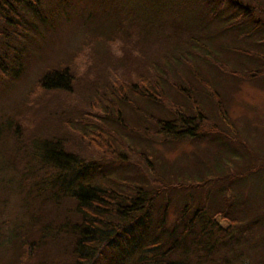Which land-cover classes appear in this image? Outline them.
Here are the masks:
<instances>
[{
	"label": "rangeland",
	"instance_id": "374dc122",
	"mask_svg": "<svg viewBox=\"0 0 264 264\" xmlns=\"http://www.w3.org/2000/svg\"><path fill=\"white\" fill-rule=\"evenodd\" d=\"M90 1L96 2V0ZM240 1L246 3V6L253 12V18L260 21L264 27V0ZM58 2L68 7L55 10L57 22L53 26L48 15L46 18L44 13L51 8L57 9L54 4ZM87 2L88 0H42L40 4L44 18L42 22L35 20L36 14L31 7L21 5L19 8L27 21L31 22L35 28L32 30L27 25L30 38L29 40L22 38L23 48L20 53L22 70L15 73L12 65L8 71L0 72V127L4 126L3 123L7 121V117L11 119L12 126L20 124L24 126L21 136L16 134L19 130L15 127V132L10 130V138H2L0 143V152L10 153V173L7 171L0 174V264H72L68 255L71 254V245L74 240L71 235L66 234L62 227L76 221V206L73 202L64 199L57 201L53 199L51 193L46 190L49 180L46 177H39L36 170L41 171V165L34 161L33 154L30 158L29 153L36 152V149L38 151L42 140L48 138L45 137L48 136V132L58 134V125L51 120V116L55 115L53 111L60 112L61 115L67 113L65 110L73 109L74 112L78 110L76 108L78 96L75 95L68 106H65L64 102L57 104L56 99L64 101L63 97L34 89L33 84L52 64L55 68L61 64L68 65L72 56L79 52L80 56L75 57L77 68L71 67V71L75 72L71 92L80 95L94 79L88 68L90 67L93 72H96L98 68L102 71V63L106 62L103 52L97 55L102 48V45H99L97 52H91L92 63L87 65L85 59L87 62L90 53L87 50H81L82 44H85V40L90 39L92 35L109 34L112 30V22L115 23L117 19L115 16H106L99 10L89 12L88 6H85ZM83 6L85 7L82 11ZM224 9L222 13L218 12L217 18L214 17L215 19L211 21L205 18L207 14L203 15V22L206 20L207 23H203L202 32L198 34L202 44L189 50L188 58H183L184 62L175 60L174 64L170 65L168 75H165L168 82H164V93L169 98L168 101L183 103L181 106L187 108L189 115L192 114L190 106L184 98L177 96L170 84L174 82L186 86L191 85L198 91L197 98L203 99L200 105L204 116L209 118L207 120L209 123H216L217 139L202 135L201 140H195L199 142L196 145L189 137L184 136L183 139L170 144L166 140L169 136L158 133L153 126L143 125V118L140 117L141 110L152 116H162V111L154 105L137 99L134 100L136 108L131 107L130 112L123 110L125 120L127 124L135 128L146 130L149 139L142 134H133L135 131L120 128L112 120L102 118L105 120L106 127L116 128L120 137H124L123 139L127 142L133 141L132 145L136 148L138 146V154L132 157L133 166L129 168L108 164L110 174L113 169V171L116 170L113 176L123 172L131 179H140L136 176L139 170L142 168L148 170L140 155L154 152L157 164L153 163L150 166L154 168L155 176L148 175L150 181L142 179L143 184L153 188L155 192L160 187L156 189L157 183L152 184L153 180L156 182L159 179L163 180L161 182H165L162 184L165 187L168 185L166 180L172 184L174 178L179 177L188 185L186 189H182L181 195H176L178 189L174 186H170L168 191L162 187L166 193L157 196L156 202L158 203L154 212L149 216L151 219L149 230L156 225H161L162 221L161 218L159 220V216L164 215L165 233L169 234L171 230H174L176 233H174L173 240H175L185 230L184 225L189 220L191 221V216L197 214L198 205L202 203L207 209L201 214L199 222L196 223V219L191 221L192 225L187 238L179 244V250L170 255L168 259L170 262L180 263L178 260H183V262L189 260L190 263L201 264L202 257L198 252H195L196 257H201L200 259L186 254L192 247L199 248L198 242H201L206 246L214 245L210 255L204 257L202 264H226V260H229L231 264H264V60L261 61L257 57L260 54L264 55V33H261L263 30L261 29L256 34L252 31V27L246 24L245 27L240 24L229 29L228 27L233 25L230 21L232 14ZM85 13L86 15H82ZM207 17L211 18V15ZM236 19L237 17L233 18L234 21ZM119 33L126 40L127 51L130 49L132 53L133 49H140L142 43L140 39L132 38V35L130 37L122 35L121 30ZM191 35L198 39L195 33ZM183 38H187V35L183 34ZM117 43L120 44L121 41ZM119 44L109 47L107 53H110L112 58L120 56ZM166 50L170 52L166 45L148 42L145 45L143 56L152 57L159 51L158 55H160ZM5 53L2 47L0 54ZM140 56L139 62L143 63V57ZM112 58L109 57V61H114ZM121 71L126 73L124 68H121ZM255 73L259 74L253 75ZM77 88L81 89L79 93ZM217 98L225 102L229 117L227 123L223 118L218 117L215 109ZM31 101L34 102L35 107L29 109L28 103ZM83 109L87 113H97L96 109L93 111L88 106H84ZM134 111L137 114L131 113ZM85 112L78 114L84 116ZM65 121H67L66 118ZM47 122L50 123L47 124ZM46 125L48 130L44 135L41 128ZM73 127L76 128L75 124ZM59 132L62 131L59 130ZM34 143H39V147H33ZM17 144L25 145L28 152L25 153L24 148L18 149ZM193 144L196 147H192ZM114 148L116 150V146ZM95 154L98 155V153ZM98 158L99 156L94 160L98 161ZM253 159L258 160L256 165ZM23 160L29 168H25L20 163ZM101 161L106 163L104 158H101ZM83 162L90 166L93 163L91 160ZM244 162L252 164L251 166L255 165L252 171L248 175H236L237 178L230 176L232 173L243 171ZM167 169L170 170L169 174ZM83 176L85 175H76L75 182L82 181ZM87 177L96 187L107 185V182L105 183L107 179L102 170L96 171L95 174L90 171ZM101 178H105L104 183ZM209 178L211 179L207 185L200 189L198 185L203 186V182ZM65 181L70 183L71 180L66 177ZM216 181L219 188L212 191ZM232 199L237 206L242 208L240 211H236L235 208L229 217L237 221L240 218L239 222H243L246 227L252 226L251 229L255 233L253 240L248 238L247 234L241 233L243 227L236 228L235 226L234 229L229 230L228 228L232 227L228 219H222L218 215L215 221L222 231L229 232L227 236L222 240H218L219 238L215 240L214 236H206L203 233L204 222H209L211 215L221 212L226 202L231 204ZM185 202L189 207L192 206L193 210L186 213V216H183L184 219L181 220L179 216L183 214ZM166 204H168L167 213L164 214ZM255 222L258 224L256 225ZM38 239L41 241L39 248L36 247L33 254L35 261L26 260L25 246L33 244L35 247ZM107 261L108 256L99 258L96 264H107Z\"/></svg>",
	"mask_w": 264,
	"mask_h": 264
},
{
	"label": "trees",
	"instance_id": "16d2710c",
	"mask_svg": "<svg viewBox=\"0 0 264 264\" xmlns=\"http://www.w3.org/2000/svg\"><path fill=\"white\" fill-rule=\"evenodd\" d=\"M19 1L0 0V45H2L0 49L3 47L6 51L4 55L0 54V72L2 70L8 71L10 68V51L12 50L10 44L12 42L16 43L15 46L18 47H14L13 50H16L18 55L21 56L22 38L28 40L30 38V32L26 26L29 25L32 30L35 28L20 12L21 5L31 7L34 10L35 20L42 22L44 19L43 11L40 9L42 0ZM54 5L57 6V9L51 8L47 13H44L45 17L48 15L53 26L57 22L55 10L68 7L66 4L59 2ZM85 6H88L89 12L99 10L106 16H115L117 19L115 23L112 22V30L109 34L92 35L90 39L85 40V44H82L81 50H87L90 53L87 58L88 63L85 59L87 65L92 63L91 52H97L99 45H102V48L100 52H97V55H101L103 52L106 62L102 63V71L98 68L96 72H93L90 67L88 68L94 79L92 84L81 92L85 96L71 92L75 78V72L71 71V67L77 68L75 57L80 56L79 52L72 56V60L68 62V65L61 64L57 71L50 70L39 82L34 84V89L63 97L64 101L56 99L57 104L64 102L65 106H68L69 103H72L75 95L78 96V106L76 107L78 110L76 112L73 109L71 111H69L70 109L65 110L67 113L61 115L60 112L53 111L55 115L51 116V120L58 125V129L62 132H59V130L58 134L48 132V136H45L48 138L42 140L40 148H38L39 143L32 144L33 147L38 148V151L36 149V152L29 153L31 154L30 158L33 154L34 161L39 162L41 165V171L36 170L39 177H46L49 180L48 189L46 190L51 193L53 199L56 201L64 199L73 202L76 206V221L62 227L66 234L71 235L74 240L71 245L70 256L67 254L68 258L71 259L72 264H96L99 258L107 256V264H199L196 262L190 263L189 260L184 262L178 260L180 263H176L170 262L168 259L172 253L179 250V244L187 238L192 225L191 221L196 219V223L199 222L201 214L207 209L202 203L198 205L199 207H196L197 214L191 216V221L186 222L184 225L185 230L175 240H173L174 233H176L174 230H171L169 234L165 233L163 228L166 225L164 215L159 216L162 224L149 230L151 228L149 216L156 208L158 194L166 193L170 186H174L178 189L176 195H181V191L186 189L188 185L181 181L179 177L174 178L173 185L166 180L169 186L165 187L162 185L165 182H161L163 180L159 179L157 182L153 180L152 184L157 183L156 189L160 187L155 192L153 188L143 184L142 179L150 181L148 175L155 176L154 168L152 169L150 166L153 163L157 164L154 152L140 155L148 169L146 171L139 165L142 169L139 170L136 176L140 179H131L123 172L113 176V172L116 171H113V169L111 170L112 174H110L108 164H117L118 167L126 166L129 168L131 165L133 166L132 157L138 154V146L136 148L132 145L133 141L127 142L123 139L124 137H120L116 128L106 127L104 119L112 120L120 128L131 132L135 131L133 134H142L149 139L146 130L135 128L133 125L127 124L128 122L125 120L123 110L130 112L131 107L136 108L134 100L137 99L146 104L154 105L159 111H162V116H152L150 113L142 112L143 110L139 109L141 110L140 117L143 118V125L153 126L158 133L169 136V139L166 140L170 144L183 139L184 136L189 137L191 141L201 140L200 136L202 135L209 136V138L213 137L214 140L217 139L216 123L207 121L209 118L204 116L200 105L203 99L197 98L198 91L193 86L174 82L170 84L177 96L184 98L188 103L191 108V115L187 113L185 106H181L183 103L168 101L169 98L164 93V82H168L166 76L169 69H171L170 65H173L175 60L184 62L183 58H188L189 50L202 44L198 34L202 32L203 23H207L206 20L203 22V15L207 14L205 18L211 21L218 12L222 13L225 8V11L232 14L230 21L233 25L229 26V29L240 24L245 27L246 24L251 26L252 31L257 34L263 25L253 18L252 10L240 0H96V2L88 0ZM85 6L82 7V11ZM208 8H210V14L205 12ZM82 15H86V13ZM208 15H211V18H208ZM234 17H237L235 21L233 20ZM119 30L123 32L122 35L128 37L132 35V38L140 39L142 41L140 49H133L132 53L130 49L127 51L126 40L121 37ZM194 33L198 39L191 35ZM261 33H264V30ZM183 34L187 35V38H183ZM192 40L194 41L192 42ZM119 41H121L120 44L117 43ZM147 41L155 42L158 45H166L170 52L166 50L158 55L159 51L156 55L145 58L143 52L146 43H148ZM135 42L138 43V41ZM115 44L120 45L121 54L112 58L111 54L107 52H109V47L111 48ZM86 45L88 46L86 47ZM140 55L143 57V63L139 62ZM109 57L114 61H109ZM257 57L261 61L264 60L262 54ZM145 59L149 60L145 62ZM121 68L126 70L125 74L121 71ZM256 74L259 73L253 75ZM77 89L79 93L81 89ZM31 103L32 101L28 103L29 109L35 107L34 102ZM84 106H88L93 111L96 109L97 113L85 112ZM215 109L218 117L223 118L224 122L227 123L229 117L223 99L217 98ZM82 112H85L84 116L78 114ZM131 113L137 114L135 111ZM65 118L67 121H65ZM6 120L3 123L4 126L0 127V143L2 138H10V130L14 131L15 127H18L19 132L16 134L21 136L24 128L21 124L12 126V121L8 117ZM17 120L19 121V119ZM50 122H47V124ZM73 124L76 128L73 127ZM41 129L45 135L48 126L46 125ZM16 146L18 149L24 148L25 153L28 152L25 145L17 144ZM114 146H116V150ZM95 153H98V155ZM98 156V161H95L94 159ZM101 158L106 159V163L101 161ZM90 160L93 162L92 166L83 162H90ZM253 160L256 165L258 160ZM20 163L25 168H29L27 163L25 165V160ZM251 165L244 162L245 169L241 170L240 173H232L230 176L237 178L240 174L248 175L252 171V167L255 166ZM89 170L94 174L96 171L102 170L104 177L107 175V180L105 181V178L101 179L103 183L104 181L107 182V185L96 187L93 182L90 183L91 179L89 180L87 177L90 173ZM7 171L10 173V153L6 154L2 151L0 152V174ZM76 175L85 176L82 177V181L75 182ZM66 177L70 178V183H66ZM210 179L205 180L203 186L198 185L200 189L205 187ZM79 183L81 184L77 185ZM162 187L166 191H163ZM216 188H219L217 181L212 191H215ZM3 189L6 190V188ZM232 200L231 204L226 202V206L221 212L211 215L209 222H204L203 233L206 236H214L215 240L216 238L222 240L227 236L229 232L222 231L215 221L218 215L222 219H228L230 227H232L228 228L229 230L234 229L235 226L236 228L243 227L246 231L244 232L243 229L241 233L247 234L248 238L253 240L255 233L251 229L252 226L246 227L243 222H239L240 218L237 221L229 217L235 208L236 211H240L242 208L236 205L234 199ZM165 207L164 214L167 213L168 204ZM183 209V214L179 216L181 220L184 219L183 216L185 217L186 213L193 210L187 202L184 203ZM255 224L258 223L255 222ZM148 227L150 228L148 229ZM258 237L261 236L258 235ZM40 241L38 239L35 247L33 244L25 246L26 260L35 261L33 254L36 247L39 248ZM198 246L199 248L197 246L192 247L186 254L197 258L195 252H198L202 259H200L201 257L197 259H200L202 264L204 257L211 253L214 245L206 246L205 243L198 242ZM225 262L231 264L229 260Z\"/></svg>",
	"mask_w": 264,
	"mask_h": 264
},
{
	"label": "bare ground",
	"instance_id": "6f19581e",
	"mask_svg": "<svg viewBox=\"0 0 264 264\" xmlns=\"http://www.w3.org/2000/svg\"><path fill=\"white\" fill-rule=\"evenodd\" d=\"M205 12L208 13V14H210V8H208L207 10H205ZM262 29L264 30V27H262ZM243 32H244V31H243ZM15 45H16L15 42H12V43L10 44V47H12V50L10 51V67L13 65V68H14V70H15V73H19V72L22 70V66H23V65H20V63H21V60H20L21 56L18 55V53L16 52V50H13V48L15 47ZM55 64L58 65L59 63H55ZM58 68H59V66H58ZM58 68H55V67L53 66V64H52V65L49 67V69H47V71H45V73L42 75V77L39 78L35 83L39 82V81L45 76V74L48 73L50 70H51V71H54V70L57 71ZM35 83H34V84H35ZM34 84H33V86H34ZM192 142H195L196 145L199 143V142H197V141H192ZM191 146H192V147H196V146H194V144L191 145ZM239 149H241L240 146H239Z\"/></svg>",
	"mask_w": 264,
	"mask_h": 264
}]
</instances>
